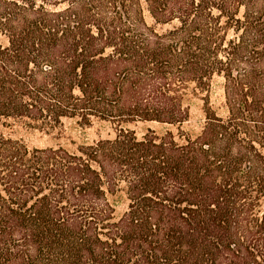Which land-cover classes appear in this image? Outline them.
I'll list each match as a JSON object with an SVG mask.
<instances>
[{
	"label": "trees",
	"instance_id": "1",
	"mask_svg": "<svg viewBox=\"0 0 264 264\" xmlns=\"http://www.w3.org/2000/svg\"><path fill=\"white\" fill-rule=\"evenodd\" d=\"M0 264H264V0H0Z\"/></svg>",
	"mask_w": 264,
	"mask_h": 264
},
{
	"label": "rangeland",
	"instance_id": "2",
	"mask_svg": "<svg viewBox=\"0 0 264 264\" xmlns=\"http://www.w3.org/2000/svg\"><path fill=\"white\" fill-rule=\"evenodd\" d=\"M86 135L89 136V138H90V137H92V136L95 135V132L92 131V130H90V131H87V134Z\"/></svg>",
	"mask_w": 264,
	"mask_h": 264
}]
</instances>
